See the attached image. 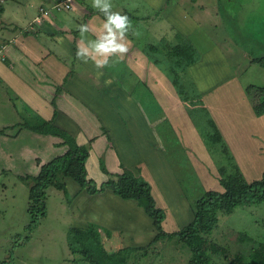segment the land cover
<instances>
[{
    "label": "rangeland",
    "instance_id": "374dc122",
    "mask_svg": "<svg viewBox=\"0 0 264 264\" xmlns=\"http://www.w3.org/2000/svg\"><path fill=\"white\" fill-rule=\"evenodd\" d=\"M62 1L64 0H54L53 3L56 5ZM45 3V0H0V7L7 8L3 14H0V37H6L3 46L12 42L11 40L17 36L28 37L32 31H35L36 28L32 29L33 25L28 21L29 18L35 16H39L36 20L39 21L43 20L41 16L56 15L58 18H64L71 17L76 13L82 24H88L90 14L84 16L76 10L74 13H70L68 10L59 12L55 9L43 13L40 7ZM76 3L86 4V8L89 7L87 1L79 2L77 0ZM112 3L113 11H120L123 0H112ZM136 5L139 6L137 1L128 0L125 3L127 9L124 10L131 14ZM147 8L146 5L137 12L139 15L149 16L152 20L151 30L147 31L149 21L147 18L143 19L147 22L140 20L139 32L141 35L137 41H133L131 34L129 35L132 43L141 48L140 54L137 52V55L142 54L145 58H126L128 55H125L123 60L131 62L130 69H133L135 73H130L127 66L114 67V70L119 72L124 69L128 70L129 73L126 74L124 83L128 87L130 96L137 99L135 100L137 107L133 106V109L127 103V101H131L130 99H121L133 111L135 122L138 124L135 129L127 128V137L123 136L126 135L125 128L120 127L122 118H120L119 112L93 86L86 84L90 79L88 70L81 69L85 66L83 67L77 58L67 57V54L66 56L61 55V60H64L62 64L67 67L64 74L52 73L50 79L44 73H39L42 70L40 66H37L41 60L40 57L33 56L34 62L21 57L25 61V65L18 63V65H12L18 75L31 84V88L27 84H22L19 94L16 89L15 93L9 88V83L4 82L8 84L7 91L12 94L13 99L12 107L9 109L15 108L17 112L8 109L9 120L13 121L15 118V120L25 123L28 119L27 122L34 123L32 119L36 115L50 119L54 110L50 105L54 90L47 89L50 96L46 101L40 96L43 93L46 96V93L43 92L45 83L55 81L72 94L68 95L69 97L64 95L62 98L59 97L62 99L57 101L60 116L54 123L77 137L81 144L92 143L93 150L88 163L91 178L99 184L103 183L109 178L103 171V167H106L112 174H118L122 172L121 164H126L128 168L134 169L136 174H140L154 186L155 199L159 200V204H164L163 194L160 192L167 189L172 190L175 179L178 189L175 187L174 190L179 191V196L176 199L181 200L185 190L193 209L195 202L215 182L220 168L228 163L223 146L214 143L208 135V132L213 131L211 119H215V117H211L209 107L201 96L196 81L201 77L206 82L205 84L210 86L214 85L217 78L218 82L224 80L230 82L232 80L230 77L236 76L242 85L249 86L253 83L257 86H264V69L254 63L255 58L264 57V0H221L219 19L215 17L212 19L211 14L206 13L208 20L203 29L200 27L202 29L200 36L216 37L219 44L228 45L230 48L226 46L224 52L214 50L211 51L213 53H207L208 58L212 56L214 58L205 62L203 66H197V72L188 70L185 75L182 73L184 76L181 86H175L170 82L171 78L163 73L161 66H158L159 68L152 67L146 56L150 51L145 50L149 48V45H155L160 51V47L163 45L170 47L175 45L177 40V44H188L174 27L184 19L179 15L169 17L163 12L164 10L154 11ZM24 12L28 13L27 18L24 16ZM120 13L124 14V11ZM130 19H134V17ZM202 20L205 22L203 18ZM131 21L134 26L136 21ZM194 23L197 25L196 22ZM71 38L80 39V37ZM0 41H2L1 38ZM152 55L156 56L157 53ZM3 59L9 58L2 52L0 61L5 63ZM228 63H231L233 69ZM139 70L141 72L137 74L136 71ZM31 71L33 72L31 73ZM72 71L81 80H73L71 83L70 79L72 78H69L71 76L69 73ZM164 71L170 73L167 66L164 67ZM6 72L8 71L6 70ZM6 72L5 74L10 77L11 75ZM67 73L68 76L65 77ZM109 77L108 75L106 79L108 80ZM223 85L225 86V83ZM247 91L248 89L246 92L240 91L239 94L238 89V93L235 91L234 96L229 98L228 90H220L216 95V100L224 101L227 106L219 107L221 113L210 106L213 110L212 114L218 120H223L221 125L227 130L234 127L233 130L238 131L237 124L241 116L242 121L250 122V128L246 133L239 132L240 136L237 137V140L239 144L242 142V149L245 151L244 157L252 167L254 171L252 173L260 174L258 169L260 165L264 164V136L256 134L248 137V132L254 131V125L264 124V119L259 120L258 123L251 110L255 104L259 103L260 96L256 94V91L246 94ZM6 99L7 97H0V104H4ZM245 106H249V112L255 118H252V121L248 122L249 113L241 112L243 111L241 107ZM258 128L261 132V127L258 126ZM252 136H255L254 141L251 140ZM45 139L47 140L43 141H47V148L43 143L41 150L44 152L41 158L49 153V160H52L62 154L61 149L52 144L53 140L50 136ZM21 141L25 142L26 140L22 137ZM66 149L68 148L66 147ZM164 161H167L170 167L166 166ZM19 164L21 165H18L16 170L6 171L0 176V264H90L83 256L72 254L69 248L68 234L75 223L90 225L89 218H94V203L96 205L103 203L94 201L90 204L88 199L92 196L88 195L86 191H82L78 199L75 198L82 188L69 178L66 180L68 197L55 187L48 189V215L41 220L38 228L31 230L32 218L29 209L32 183L28 177L36 174V171L35 168L29 167L30 161L26 164L19 162ZM238 165L240 166L239 163ZM170 168L172 173L166 172L170 171ZM255 176L254 180H257L261 179L263 174ZM180 186H182V192ZM172 194L171 200L175 197V192L173 191ZM115 198L120 200L118 196ZM180 203L178 201L177 204ZM120 205L126 208L130 207L129 204ZM118 209L116 208V211L113 212L112 220L127 228L134 225L135 218V223L141 226L136 231L141 233L142 241L135 244L140 242L138 233L134 234L135 232H128L126 229L127 235L113 230H110L111 232L108 234L102 230L99 235L102 237L103 243L106 238H110L105 243L109 253H117L131 245L133 247L143 246L129 255L126 264H190L194 254L180 238L161 237L157 242L152 243L158 232L156 231L155 235L153 232H146L151 230L149 223L152 224V227L154 224L144 209L140 208L139 210V214L143 218L140 215L136 216L131 208ZM108 215L98 214L96 216L101 220L104 217L107 218ZM191 215L193 218L194 214ZM179 220L183 221L184 218H178L176 214L170 213L167 223L165 222L163 225L164 231L173 234L182 230L183 226ZM127 229L129 230V228ZM207 238L211 246L221 251H209L210 264H251L250 254L253 248L258 243H264V202L238 207L230 216H220L217 228ZM151 243L152 246H149ZM239 255L245 256V262L238 258ZM121 264L123 263L121 262Z\"/></svg>",
    "mask_w": 264,
    "mask_h": 264
},
{
    "label": "crops",
    "instance_id": "0c3cea01",
    "mask_svg": "<svg viewBox=\"0 0 264 264\" xmlns=\"http://www.w3.org/2000/svg\"><path fill=\"white\" fill-rule=\"evenodd\" d=\"M45 1H46V3L40 7V10L45 9L46 10L45 13H48L50 10H52V7L55 3H53L54 0H45ZM57 1H59V0H57ZM66 1L72 5V9L68 10V12L74 13L76 10L77 12H79L81 15H84V16L87 14L89 16V14H90V19H88V17H87V19L89 20L88 24H90L94 29H98L100 27L104 18H102L103 15L101 13H99L98 11L94 10L91 7V0H89V1L88 0H78L79 2L80 1H82V2L87 1L88 5H89V7H87V8H86V4L82 5V4L76 3L77 0H66ZM127 1L128 0H123L120 11L119 10H117V11H119V12L124 11V13H125L126 11L124 9H127L125 6V3ZM134 1L135 2L137 1L139 6L136 5L135 8H133V12L131 14L135 18L132 20L136 21V24H134V28H136L138 30L140 28V23H141L140 20H142L143 22H147L146 20H143V19H147V18H149V16L147 17V16H143L141 14H140L141 15L140 16L139 13L137 12V10L143 9V7H146V5L148 6L147 9H152L154 11L164 10L163 12H165L167 15H169V17L179 15L180 17H182L184 19V21L178 22L177 25H174V27L179 31V32L178 31H176V32L180 33L183 37L187 38L189 41L194 43V45L200 50V52L203 55L202 60L200 62H198L197 64L190 67L189 70H191L192 72H194V71L197 72V66H203V64L205 62H209L214 58V56L208 58L207 53H213L211 51H214V50H218V51L221 50V52H224L226 46H228V45L223 46L222 44H219L217 42L216 37H201L200 36L201 31H202L203 27L205 26L206 21L208 20V15L206 13L211 14L212 19L214 17L217 19L220 18V0H134ZM2 7L4 9H7L5 6H2ZM113 10H114V8H113ZM4 12H5V10H4ZM137 15H139V17H136ZM4 16H7V15L4 14ZM24 16L27 18L28 13L24 12ZM38 17L39 16H35L33 18L28 19L29 24L31 23L33 25L32 29L36 28V30L32 31L28 37L22 38L20 36H17V37H15L14 40H11L12 42L7 43L5 46H3V42L6 41V37H0L2 39V41H0V54L2 52L5 53L6 56H8V58H9L8 60L10 61L9 66H7L6 64H4L0 61V63H1L0 64V79H1L0 80V97H7L6 102L4 104H0V106H2V107H0V132H3V134L0 135V176L2 174H4L6 171L16 170L18 165L19 166L21 165V164H19V162H21L22 164H26V163H28V161H30V165L28 164L29 167L31 169L35 168L36 174H33V176H38L40 171H41V167L44 164L51 161V160H49V157H50L49 153L45 154L44 158H41V155L43 156V152H44L41 150V149H43V143H44V145L46 144L45 146L47 148V141H45V142L43 141V140H47V139H45V137L48 138V136H50V138L53 140L52 144L57 145V146L61 145V143L63 142V140L61 138H58V137H55L52 135H44V134L35 133V132L25 128L23 126L24 123L21 122V120H15V118L13 121L9 120V117H10L9 110L10 111L12 110L15 113H17V112H16L15 108L9 109L12 107L13 99H12V94L9 93V91H7L8 84H5L4 82L9 83V86H10L9 88L14 90V92L16 89L17 93H19V94L21 91L20 87L23 86L22 84H27L31 88V86H30L31 84L28 81L24 80L22 77H20L18 75V73L14 70V67L12 65H18V64L25 65V61L21 57L27 58L28 60H31L33 62H34L33 56L40 57L41 60L39 63H37L38 65L35 62V64L37 66H40L42 69L41 70L42 72L41 71L40 72L38 71V72L40 74L44 73L45 75L47 74L48 76H52V73L64 74L65 69H67V67L62 64V62H64V60H61V58H62L61 55L66 56V54H67V57L76 58L77 43L80 39L77 40V39H73L71 37H80L79 32L77 30V25L82 24V22L80 21L81 19L79 18L78 14L75 13V15H72L71 17L66 16L64 18H58V17H56V15H54V16H41L43 20L40 19V22L36 21L38 19ZM202 18L205 20V22H203ZM151 21L152 20L149 18L148 25H147V31L151 30ZM194 22H196L197 25ZM200 27H202V29ZM199 28H200V30H199ZM36 31H38V32L33 33ZM93 37H95V36L90 32L88 34V38L89 39H95ZM131 44L132 45L129 46V50L131 49V51H129V54L127 53L128 56L126 58H138V59H140L141 57L145 58V56L142 54L137 55V52H139L138 54H140V51L136 48V46L133 43H131ZM216 45H218L221 48L220 49L217 48ZM216 54H219V53H216ZM79 62H81V61H79ZM82 64H83V67L85 66L84 67L85 69L82 67H81V69L88 70V74H90L89 78H91L92 75L96 76L95 75V69H94L91 62H89L88 64H84V63H82ZM129 64H131V62L129 60H126V61L122 60L120 63H118L116 65V67L120 66L123 68V66H127L130 69L131 67ZM228 64H230L229 65L230 68L233 69L231 63H228ZM59 65H61V66H59ZM151 66L155 68L154 65L151 64ZM6 70L8 72H6ZM33 71H31V73ZM5 72L7 74H10L11 76L9 77L8 75L5 74ZM103 72L105 73V75L102 78H100V80L104 82L105 80H107L106 77L109 75L110 76L109 79L112 80V84L108 87L111 88L112 91L115 93V95L118 96L120 99H123V98L124 99H130L131 101H127V103H128V106L130 105V107L132 109H133V106L137 107V104L135 103V100H137V99L134 96H130V94L128 93V90H127L128 87L124 83V81H125L124 78L127 76L126 74L129 73L128 70L124 69V70H120V72H119V71L114 70V67H110V68L103 69ZM136 72H137V74H139V72H141V71L139 70ZM231 72L233 73V71H231ZM130 73H135V72L133 71V69H130ZM3 74H5V75H3ZM69 74H71V76L69 78H72V79H70V82L73 80H77V79L81 80V78L77 77L78 75L75 74L73 71ZM66 76H68V73H67V75H65V77ZM65 77H64V79H66ZM230 78H232V80L230 82H226L227 80L226 81L224 80L222 82H218L217 81L218 78H217L214 85L211 84L210 86H207L205 84L206 82L201 77H199L196 81V84H197V86H198V88L202 94V97L205 99L204 100L205 103L209 107V110L211 112L212 117L213 116L215 117L214 120L216 121L217 125L219 126L227 144L229 145V147H230V149L234 155V157L236 158V160L240 164V168L242 169L246 179L248 181H250V180L254 181V177H256L255 175L264 174V170H262L264 168V164L260 165V167L258 169L260 171V174H253L252 172H254V171H253L252 167L245 160V157H244L245 151L242 149L243 148L242 142L239 144V142L237 140V137L240 136L239 132L246 133V131L251 126L249 120L252 121V118H254L251 115V113L249 112L250 111L249 106H245L244 108L241 107V109L243 110L241 112L249 113V119H248L249 123L242 121L243 118L241 116L240 119L238 120V124H237V128H238L237 130L238 131L233 130L234 127H232L230 130L225 129L221 125V122L223 120H218L217 117L214 114H212L213 110H212L211 106H213L215 108L214 109L215 111H219L220 113H221V110L219 107L223 106V105L227 106V103H225L224 101H220L218 99L216 100V95L220 90H228L229 94H230L229 98H232L234 96L235 91H237V93H238V89H239V94H240V91L246 92L248 87L251 85H254L257 87V84H253V83H251L249 86H247L245 84L242 85L240 79L236 76H232ZM64 79H63V81H64ZM114 79H116V80H114ZM48 83L49 82L47 81L45 83V86ZM224 83H225V86L223 85ZM86 84L92 86V84L90 83V79L88 82H86ZM258 87H262V86H258ZM71 94L72 93L70 92V95ZM243 95H245V94H243ZM64 96H68V95H64ZM40 97L43 98L44 101H46V99L44 98V93ZM62 97L63 96H61L60 98H62ZM60 98H58L57 101H61L62 99H60ZM240 104H242V103H240ZM251 110L253 113L254 110L252 108H251ZM132 113H133V111H132ZM59 116L60 115H58V117ZM42 117L48 121L52 120L54 118V110H53L52 117L50 119H47L44 116H42ZM58 117L56 118L57 120H58ZM255 117L257 118L256 120H258V123H259V120L264 119V116L258 117L255 115ZM120 118H121V116H120ZM137 126H138V124H137V122H135V115H134V120H132L131 122H125L122 119V124L120 125V127H122V129L125 128V132H126V135H123V136L127 137V128L131 127L133 129H135V127H137ZM254 126H255L254 131H249L248 137H251V135H256V134L261 135V137L264 136V124L254 125ZM258 126L261 127V132L259 131ZM226 128H228V126H226ZM129 135H132V134L129 133ZM22 137L25 138V140H26L25 142L21 141ZM111 137H112V134H111ZM254 139H255V136L254 137L252 136L251 140L254 141ZM122 141L125 143L124 140H122ZM58 148L61 149L62 154H64L67 151L66 147H62V146L59 147L58 146ZM31 162H34V163L32 164ZM164 163H166V166L170 167L167 161L166 162L164 161ZM169 170L170 171H166V172L170 173L171 168ZM116 171L118 172V170H116ZM166 172H165V174H166ZM107 177H110V176L107 175ZM175 181L176 180L174 179V188L176 187V182H177V181L176 182ZM152 187L154 190V186H152ZM180 187H181L180 191L182 192V190H183L182 186H180ZM174 188L172 190L167 189L166 191H161L160 193L163 194V203L164 204H159V200H158L157 205L159 207L163 208L164 210H166L168 218L170 216V213L176 214V216L178 218L183 217L184 220L180 221L181 220L180 219L179 221L181 222V225L184 228L193 220L194 217L192 218L191 214H194V211L191 207V203L189 201V198L186 196L187 194H186L185 190L183 192V197L181 198V200H177L176 197L179 196V191L174 190ZM173 191L175 192V194H174L175 197L171 200V197L173 195L172 194ZM153 193H154V196L156 197L155 190ZM184 195H185V197H184ZM115 196L116 195L112 191L109 190L105 194H102L99 196H92L91 198L88 199L90 204H92L94 201L95 202L101 201V203H103L101 205H96L94 203L93 208L95 211L94 212V218L95 219L89 218V223L99 225L101 228L100 231H102V230L106 231L108 234H110V232H111L110 230H113V231H118L120 234L127 235V232L125 231V229L128 232L132 231V232H135L134 234H137L138 232L136 230L139 229L141 226L139 224L135 223V221H136L135 218H134V225L127 227V228H129V230H128L127 228L122 227L120 225V223L118 224L117 222H114L112 220V217L114 216L113 212L116 211V208H119V209L124 208L126 210L131 208L132 212L135 213L136 216H138V215H140L139 210L142 207H140L138 202H136L134 200H124V199L120 198L119 196H118V198H120V200L118 201V199H116ZM78 197H77V199H78ZM178 201H179V203L181 201V203L179 205L177 204ZM120 204H129L130 207L126 208ZM118 206H120V207H118ZM98 214L99 215L109 214L108 217L110 215L111 216H110V218L104 217L100 220L96 216ZM134 217H135V215H134ZM140 217L143 218L141 215H140ZM166 223H167V220H166ZM149 224H150L151 230L149 229L146 232H148V233L153 232L155 235L158 232L157 229L155 227H152L151 223H149ZM143 228H145V227H143ZM140 234L141 233H138V236H139L138 238H139L140 242H137L135 244L141 243V241H142L141 237L142 236ZM108 239H110V238L108 237L105 239V243ZM141 247H143V246L133 247L131 245L129 248H138L139 249ZM125 248H128V247H125Z\"/></svg>",
    "mask_w": 264,
    "mask_h": 264
},
{
    "label": "trees",
    "instance_id": "16d2710c",
    "mask_svg": "<svg viewBox=\"0 0 264 264\" xmlns=\"http://www.w3.org/2000/svg\"><path fill=\"white\" fill-rule=\"evenodd\" d=\"M4 10L3 7H0V14H3ZM124 14L129 16L130 13L125 12ZM132 16L130 14V18H133ZM132 38L133 41L138 40L137 38ZM185 39L188 44H177V40L176 44L170 47L163 45L160 47V51L155 45H149V48L145 50L150 51L146 55L149 63L156 67L161 66L163 73L168 78H171L170 82L175 86H181L183 76L191 66L200 62L203 56L191 41L187 38ZM134 45L141 52L140 46L137 44ZM151 53H157V55L154 56ZM3 60L5 62L4 64L7 66L10 65L8 59ZM254 63L264 68V57L255 58ZM165 66L169 68L170 73L164 71ZM182 73H184L183 76ZM46 77L50 79V76L47 75ZM90 83L119 112V115L125 122L134 120L131 109L115 95L111 88L105 86L103 81L98 80L96 76L92 75ZM47 89L54 90L53 97L50 100V104L54 108V118L48 121L36 115L32 119L34 123L31 121L27 122L28 119H26L23 126L35 133L61 138L63 142L58 146L67 147L68 149L64 154L44 164L38 176L28 177L32 183L29 209L32 218L31 230L38 228L41 220L48 215V189L55 187L63 191L65 196L68 197L66 180L70 178L82 188L75 198L82 191H86L90 196H99L110 190L124 200L138 202L139 206L152 219L154 227L158 231V235L152 243L157 242L161 237H178L191 248L194 254V258L190 264H210L209 251H221L211 246L207 236H210L213 230L217 228L220 216H230L238 207H246L264 202V174L258 180L248 181L246 179L219 126L211 115L213 118L211 119L213 131L208 132V135L214 143H219L223 146L228 163L226 166L220 168L218 171L219 174L216 176L215 182L212 183L210 189L205 191L202 197L195 202L193 206L194 219L179 232L173 234L165 232L163 225L168 218L167 212L157 206L151 183L140 174H136V172L126 165L121 164L122 172L118 174H111L106 167H103V171L110 176L103 183L99 184L95 179L90 177L88 162L90 161L93 150L92 143L81 144L77 137L54 123L59 115L58 98L66 94L70 95V92H67L62 85L57 84L55 81H49L43 87V92L46 93V96L44 95L46 100L50 96V92ZM253 91H256V94L260 96L259 103L253 106L254 113L256 116L262 117L264 116V86L256 87L251 85L248 87L247 94H252ZM1 134L3 132H0ZM100 230V226L96 224L84 225L75 223L70 228L68 234L69 248L72 254L83 256L90 264H121V262L126 264L129 260V255L138 251V248L128 247L117 253H109L106 250L102 237L99 235ZM152 243L149 246H152ZM238 258L242 262H245V256L239 255ZM250 258L251 264H264V243H258L253 248Z\"/></svg>",
    "mask_w": 264,
    "mask_h": 264
},
{
    "label": "clouds",
    "instance_id": "9594fccd",
    "mask_svg": "<svg viewBox=\"0 0 264 264\" xmlns=\"http://www.w3.org/2000/svg\"><path fill=\"white\" fill-rule=\"evenodd\" d=\"M91 7L101 13L104 19L98 29L90 24L77 25L80 40L77 43L76 58L84 64L91 62L99 80L104 76L103 69L115 67L129 52L132 43L129 35L139 38L141 33L134 28L128 15L113 11L112 0H91ZM90 32L95 39L88 38ZM104 83L110 86L112 80H105Z\"/></svg>",
    "mask_w": 264,
    "mask_h": 264
},
{
    "label": "built area",
    "instance_id": "2783aa9c",
    "mask_svg": "<svg viewBox=\"0 0 264 264\" xmlns=\"http://www.w3.org/2000/svg\"><path fill=\"white\" fill-rule=\"evenodd\" d=\"M71 8H72V7H71V4L68 3L66 0L57 3L56 5H54V6L52 7V9H55V10H57V11H59V12H61V11H63V10H70ZM45 11H46L45 9H42V12H43V13H45ZM39 22H40V20H39Z\"/></svg>",
    "mask_w": 264,
    "mask_h": 264
}]
</instances>
